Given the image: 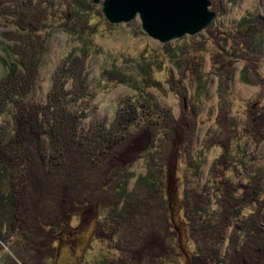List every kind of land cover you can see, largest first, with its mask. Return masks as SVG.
<instances>
[{"label": "trees", "instance_id": "trees-1", "mask_svg": "<svg viewBox=\"0 0 264 264\" xmlns=\"http://www.w3.org/2000/svg\"><path fill=\"white\" fill-rule=\"evenodd\" d=\"M48 1H42L47 2L48 12L45 7L38 11L37 6L24 10L20 7L22 3L17 2L20 6H15V10H23L20 17L25 22L21 24L17 15V29L22 28L27 37L34 34L36 38L30 18L43 14L51 26L79 41L76 49L80 54L71 48L57 67L46 104L36 102L31 106L28 96L20 94L27 100L23 106L16 102L13 132L9 137H0V192L3 177L7 180V192L0 197V222L5 221V238L16 234L19 238L13 253L4 259L5 264H56V243L87 229L92 234L76 264H264V231L254 227L264 208V187L253 182L247 188L242 183L234 188V180L227 175L228 167L220 173L222 166L230 167L232 161V145L229 151L221 131L216 143L225 152L214 163L219 162L220 166L212 167L217 175H210L202 185L199 176L191 177L188 170L182 177L179 174L183 158L190 161L192 157L199 113L183 110L181 116H175L172 110L161 108L159 102L146 100L153 88L163 90L161 80L169 77L163 75L164 59L157 54L154 59L143 54L145 63L137 61L135 72L125 71L118 63L113 68H101L105 79L128 84L135 94L121 98L109 127L91 121L85 133L80 132L87 117L80 103L90 94L86 85L91 69L89 58L93 63L92 58L99 56L94 52L100 46L93 43V38L99 33L96 19L101 13L93 0H59L57 4L62 10L59 14L54 12L57 4ZM211 5L215 8L214 2ZM107 21L111 28L118 26ZM234 28L224 29L227 34L219 36L224 45L211 52V71L206 75L198 72V65L206 62L205 57L189 68L196 71L191 75L198 87L195 92L202 88L198 92L201 103L211 75L218 78V90L225 88V91L232 80H226L218 70L229 68L235 57L236 61L244 60L264 51V17L260 12L247 11ZM20 40L19 43L27 41ZM228 40L235 45L233 50ZM43 41L41 47L47 48ZM178 43L172 48L179 49L184 42ZM186 44H190L189 40ZM30 48L27 45L26 51ZM162 48L166 50V58L169 54L168 63L183 77L182 62L188 56L187 51L172 52L171 43L163 44ZM219 50L224 55L221 52L217 55ZM221 54L228 62L220 64ZM122 60L130 61L127 57ZM153 65H158L159 75ZM14 66L25 72L27 67H35L32 63L14 64L8 73L12 72L17 79L26 74L23 76L19 68L14 71ZM246 70L243 66V71ZM8 80L0 83V90H7L4 103L13 102L17 95L10 91L13 82ZM178 83L175 79L171 82L179 95L184 96L188 88ZM144 132L148 134L147 142L138 143ZM130 143L133 153L126 147ZM135 154L138 156L134 157ZM142 156L144 171L135 176L131 167ZM237 190L240 195L244 192L242 198L236 195ZM253 202V210L243 215V209ZM76 216L80 217L79 228L73 223ZM174 219L183 225L187 236L183 248L179 246Z\"/></svg>", "mask_w": 264, "mask_h": 264}, {"label": "rangeland", "instance_id": "rangeland-1", "mask_svg": "<svg viewBox=\"0 0 264 264\" xmlns=\"http://www.w3.org/2000/svg\"><path fill=\"white\" fill-rule=\"evenodd\" d=\"M42 1L0 0V83L10 78L13 82L10 91L13 94H17L14 96L13 102L8 101L4 103V95L7 90L6 88H4V91L0 90V111H3L0 113V137H9L13 132V116L17 111L16 102L23 106L28 96L31 106L36 102L38 105L44 104L47 101L49 91L53 87L52 75L55 73L57 67L62 64L66 54L71 48L76 54H80L79 50L76 49L80 46L79 41L77 39L71 40L61 32L62 30L51 26L53 24L43 14L37 18L36 15L30 18L36 28L34 29V32L36 31L38 35L36 38L34 34L31 37L30 35L27 37L22 28L17 29L15 24L16 16L18 15L22 21L23 17H20V14H23V10L16 11L15 6L17 8L20 6L16 3L21 2L22 6L20 7H24V10H31L37 6L38 11H40V7H45V12H48L47 2L49 1L47 0L45 3ZM210 1L215 3V8L210 5V10L215 12V18L208 27L194 35L186 34L181 38H175L166 42L171 43L172 52H179L181 49H184V52L187 51L186 55L188 56L182 62L183 77L172 64L168 63L167 58L169 54H167L166 58V50L162 48L165 43L151 37L143 30L139 16L131 22L120 23L115 28H111L106 23L107 20L102 13V4H96L97 10L101 14L96 19L98 20L96 28L99 30V33L93 38V43H98L100 48L94 52L99 56L92 58L93 63L89 58L88 65L91 69L89 67L86 85L90 94L80 103L81 108L85 112L87 111V117L82 121L80 132L85 133L91 121H100L106 127H109L110 123L113 122L117 109L120 108L121 98L135 94L128 84L105 79L102 76L101 68H113L114 63H118L122 64L125 71L135 72L137 63H145L144 58H142L143 54L147 56L151 55L152 59L157 54L158 58L164 59L166 63V71H163L165 73L163 75L169 77H164L161 80L163 90L153 88L152 92L147 95L146 100L150 99L159 102L161 108L172 110L175 116H181L183 110L190 112L194 110L199 113L192 157L190 161L183 158L182 165H180V176L182 177L183 172L188 170L191 177L192 175H195V177L199 176V181L203 185L210 175H217V172L214 173L212 167L216 168L218 166L219 162L216 165L214 163L216 159L224 156L225 152V148L216 143L218 133L221 131L222 137H226L224 141L229 146L227 148L229 151L232 145V161L230 167L229 164L224 166V168L222 166L220 173H223L222 171H225V167H228L227 175H230L232 180H234V188H239L241 183L244 187H248L253 182L255 185L260 183L264 187V51L257 53L254 57H245L244 60L237 59L239 61H236L237 57H235L234 63L229 68L218 70L226 80H232L230 88H226L225 91H223L225 89L223 86L221 87L224 89L218 90V78L211 75L212 81L208 85L203 103H201L199 98L202 88L200 87V91L195 92V89L198 87L196 84H193V77H191L192 73L196 71L189 69L195 61L200 64V60L205 57L206 62L203 66L202 64L198 65L200 69L198 72L206 75L208 71H211L209 56L212 51L217 52V49H220V45H224L223 40L219 38V36H224V33L225 35L227 34L224 32V29H235L234 25L236 21L247 11H258L264 17V0ZM51 2L57 4L59 0H51ZM59 6L57 4L54 7V12L57 14H59L61 9V6L60 8ZM61 15L63 14L61 13ZM58 18L55 16V19ZM55 21L57 22V20H54V23ZM21 24H25V22L22 21ZM230 37H232V34H230ZM20 39H23L25 42L19 43L18 40ZM42 39H44L42 42L43 46L45 45L47 48L41 47L40 41ZM186 40H189L190 44H186ZM179 41L181 43L184 42L182 46H179L181 48H172L176 43L179 44ZM228 42L230 43L231 50H233L232 45L234 44L230 40ZM26 43L31 46L28 51H26ZM220 52L221 50L216 54L219 55ZM236 53L240 55L239 52L236 51ZM123 57L129 58L130 61L125 63L122 60ZM18 59L21 62H18ZM225 62H228V59L223 56V61L220 64ZM24 63H32L35 66L33 68L27 67L28 70L26 72L21 67H18L23 70L20 71L21 73L23 72V76L26 74L23 79L27 78L28 80L17 79L12 76V72L8 73L14 64L24 65ZM153 66L154 70L157 71L158 65L157 67ZM243 66L247 69L245 72L243 71ZM18 68L14 66V71H17ZM159 73L160 71L158 70L157 75ZM174 79L179 82L178 84L181 87L183 86L186 90L188 88L184 96L179 95L175 85L171 84ZM21 84L24 87L23 90ZM26 85L27 87H25ZM20 94H25L26 97L24 95L22 98ZM17 99L20 100L18 101ZM141 100L146 101L144 98H141ZM188 117L186 116V118ZM143 135L141 138H138V143L147 142V132H144ZM126 147L129 148L130 153H133L134 149L131 143L126 145ZM136 156L138 155L135 154L134 157ZM143 159L144 156L138 158L131 167L136 173L135 176L144 171ZM223 160L225 159L221 161ZM3 178L0 197L3 193L7 192V180L5 176ZM192 181L194 182L193 179ZM211 187L214 189V184ZM243 193L240 195V191L237 190L236 195L242 198ZM1 205L0 203V208ZM254 207L255 202L247 205V208L243 209L242 214L248 215ZM74 218L73 223L77 224L76 227L79 228L81 225L79 223L80 217L76 216ZM174 224L179 233V246L183 248V245L186 246L187 243L185 241L186 234L183 232L184 227L176 219H174ZM5 226V221L2 220L0 222V264H5L4 259H6L8 253H13L15 243L19 239L17 234L10 237V239L5 238ZM254 227L260 231H264V208L260 213L257 223H254ZM91 234V229L81 230L74 237L58 241L56 243L58 248L56 264H76L77 258L82 253V247L87 245ZM74 244L76 245L74 246ZM186 252L187 250L184 249V253ZM188 264L190 263L188 262Z\"/></svg>", "mask_w": 264, "mask_h": 264}, {"label": "water", "instance_id": "water-1", "mask_svg": "<svg viewBox=\"0 0 264 264\" xmlns=\"http://www.w3.org/2000/svg\"><path fill=\"white\" fill-rule=\"evenodd\" d=\"M102 4L110 23H128L139 16L143 30L163 43L196 34L215 18L210 0H93Z\"/></svg>", "mask_w": 264, "mask_h": 264}, {"label": "bare ground", "instance_id": "bare-ground-1", "mask_svg": "<svg viewBox=\"0 0 264 264\" xmlns=\"http://www.w3.org/2000/svg\"><path fill=\"white\" fill-rule=\"evenodd\" d=\"M81 81V80H80ZM81 83V82H80ZM87 83V82H86ZM53 91V90H52ZM68 91V90H67ZM46 104V103H45ZM22 111V110H21ZM23 116V115H22ZM35 122V121H34ZM173 154V153H172ZM164 164V163H163ZM163 166V165H162ZM121 167V166H120ZM52 184V183H51ZM77 191V190H76Z\"/></svg>", "mask_w": 264, "mask_h": 264}]
</instances>
